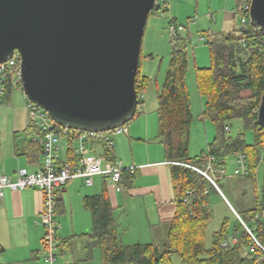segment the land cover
<instances>
[{
    "label": "trees",
    "instance_id": "trees-1",
    "mask_svg": "<svg viewBox=\"0 0 264 264\" xmlns=\"http://www.w3.org/2000/svg\"><path fill=\"white\" fill-rule=\"evenodd\" d=\"M237 1L239 6L241 0ZM164 11H168V8ZM240 29L210 38L207 44L211 66L196 68V84L203 103L202 117L215 124L217 134L209 144L208 151L195 157L189 154L193 122L186 82L190 38L181 37L172 45L165 83L157 96L159 139L164 145L166 159L171 163L172 181L177 191L176 213L168 224L166 242L160 245L124 244L117 231V221L107 190L104 189L102 193L84 199V207L92 215V230L81 236L87 261H92L94 251L100 250L101 264H174L175 255L180 258L181 264H264L259 262L257 254L248 252L253 240L227 204L237 223L231 230L230 220L225 218L220 228L213 233L211 246H206V230L212 219L209 197L212 192L220 194L208 179L186 166L202 167L205 155L209 154L217 159V167H226L230 156L244 154L249 174L240 178L252 179L254 193L257 194L255 173L260 164L264 165V130L258 124V109L264 94V37L257 28L251 26L250 21L246 22L243 32ZM139 79L140 72L137 91L142 94L149 79ZM12 88L13 83L9 81L4 95L6 100L11 97ZM244 92L249 95L245 97ZM234 119L240 120L246 130L254 133L253 144H249L243 134L231 138L226 128L231 127L229 122ZM27 144L31 157L35 149L37 156L42 154L39 143L27 141ZM75 147V142L71 141L66 154L72 164L77 161ZM104 148L106 158L116 160L115 149L105 145ZM126 176H130L129 171L123 173V179ZM216 176V183L223 192L219 183L222 177L218 172ZM63 202L58 197L57 215L61 213ZM231 204L264 245V180L261 196L256 195L251 206L241 207L238 202L236 206ZM233 236L237 238L236 243L232 242ZM67 246L66 241L61 239V250ZM0 251H3L1 247Z\"/></svg>",
    "mask_w": 264,
    "mask_h": 264
},
{
    "label": "water",
    "instance_id": "water-1",
    "mask_svg": "<svg viewBox=\"0 0 264 264\" xmlns=\"http://www.w3.org/2000/svg\"><path fill=\"white\" fill-rule=\"evenodd\" d=\"M157 0H0V65L20 56L21 88L56 125L108 132L138 112L142 42ZM250 24L264 35V0ZM264 130V94L258 109Z\"/></svg>",
    "mask_w": 264,
    "mask_h": 264
},
{
    "label": "crops",
    "instance_id": "crops-1",
    "mask_svg": "<svg viewBox=\"0 0 264 264\" xmlns=\"http://www.w3.org/2000/svg\"><path fill=\"white\" fill-rule=\"evenodd\" d=\"M150 113H158V107L156 110L152 108L146 110L145 107L143 113H140L145 117L135 121L128 128L127 134L117 136L114 158L121 160L126 167L136 168L134 173L130 172V176L124 179L122 177L121 185L114 186L102 177H95L92 186H87L84 179H76L60 190L59 197L64 202L59 215L64 229L59 239L68 244L62 252L69 253L65 254L61 264H91V261L86 259L85 245L81 237L92 230V215L84 207V199L100 194L104 189L107 190L117 221V231L124 244L155 245V242H158L157 232L160 228L167 237L168 224L176 213L177 191L173 185L171 163L166 159L164 145L159 139V134L151 132L152 116L150 118L148 115ZM25 120L20 124L15 123L12 137L0 140V174L12 179L16 178V170L19 167L36 171L41 168L44 159L43 153L37 156L36 149L32 157L28 154L27 141H32V132L28 130ZM142 137L144 139H141ZM136 141L144 142L142 145L139 144L140 148L130 156L128 148L130 147L133 152ZM68 146H63L61 153L63 161H68L66 158ZM86 146V157L89 161L95 157L109 161L105 156L103 144L89 142ZM220 192L218 193L229 208L233 212L236 211L221 189ZM75 194L79 206L73 203L72 198ZM42 209L43 194L39 190L33 188L17 192L5 190L4 199L0 200V247L3 249L0 251V264H44V229L40 224H36ZM123 217H130L126 226L121 223ZM75 243L79 244V248L74 247Z\"/></svg>",
    "mask_w": 264,
    "mask_h": 264
},
{
    "label": "rangeland",
    "instance_id": "rangeland-1",
    "mask_svg": "<svg viewBox=\"0 0 264 264\" xmlns=\"http://www.w3.org/2000/svg\"><path fill=\"white\" fill-rule=\"evenodd\" d=\"M158 3L160 4V10H154L149 16L140 56V79L143 77L149 79L145 92L140 94L143 96L142 100L144 104L139 105V114L127 124L126 127H131L135 121L145 117L144 114H140L143 113L145 107L146 110H151V108L156 110L158 107L157 93L164 83L172 51L168 26L171 22L182 25L185 27V32L182 36L185 38L188 36L190 38L188 43L189 66L186 82L191 98L193 122L191 125L189 154L191 157H195L202 154L203 151H208L209 144L214 141L217 134L215 124L211 120L203 119L202 117L203 103H201V98L197 89L196 68H207L211 66L209 46L207 44L210 38L216 34L227 33L240 27V15L236 16V20H234L238 1L159 0ZM166 6L168 7V11H164ZM243 95L246 97L249 93L244 92ZM10 96L9 100L3 98L0 104L1 141L6 137L13 136L16 122L20 124L25 118V122L27 121V97L22 88L14 84ZM148 115L150 118L152 116V121L150 122L151 132H155L156 135H158V113H150ZM229 124L231 125V138L234 139L243 134L245 135L246 141L249 144H253L254 133L251 130H246L240 120H231ZM141 139L144 138L142 137ZM143 142L144 141H136L133 152L129 147V155L131 156L134 152H137ZM76 145H78L77 142H75V146ZM236 167V155H232L227 161L226 168L228 174L226 177H222L219 182L220 186L234 206L237 205V202L241 207L251 206L256 195L261 196L262 193L264 165L260 164L255 173L257 194L254 193L255 184L252 179L231 177ZM72 199L74 205L79 206V200L76 194ZM209 206L212 211V219L207 226L205 235L207 247L211 246L213 233L220 228L225 218L230 220L231 230H233V227L237 223L220 195L212 192L209 197ZM129 218L130 217H123L121 220L122 225L126 226L129 222ZM57 219L60 223V228L58 230V235L60 237V234L63 233L64 226L60 215H57ZM163 235L166 237L165 232H161L160 228L157 232V236H159L157 238L158 242H155V245L166 242V238ZM123 241L126 242L125 239H123ZM74 247L76 249L79 248V244L75 243ZM61 252L62 250L60 248V253L57 257L58 262L56 264H61L63 262L65 254L69 255L67 251H63L62 254ZM101 256V251L95 250L93 259L90 263L101 264ZM173 261L174 264H181L180 258L176 255L173 256Z\"/></svg>",
    "mask_w": 264,
    "mask_h": 264
},
{
    "label": "built area",
    "instance_id": "built-area-1",
    "mask_svg": "<svg viewBox=\"0 0 264 264\" xmlns=\"http://www.w3.org/2000/svg\"><path fill=\"white\" fill-rule=\"evenodd\" d=\"M158 2L159 0L156 1L157 11L160 10ZM251 4L252 0H241L237 7L235 15H240L241 18L240 32L245 30L246 22L250 21ZM167 8L166 6L165 9ZM257 29L259 34L264 37L261 28L258 27ZM168 32L171 37V45H173L183 37L182 34L185 32V27L171 22L168 26ZM9 81L21 88V67L18 53H15L10 61L0 65V104L3 101L6 85ZM142 99L143 96L138 94V111L139 105L144 104ZM26 106L27 127L32 132V141L42 146L43 163L41 168L36 171H29L27 168L19 167L16 170L15 179L0 174V200L4 199L6 189L17 192L33 188L43 194V209L39 214V221L36 224H40L44 229V264H56L60 253V239L58 235L60 223L57 219V204L60 190L70 181L76 179H84L87 186H92L95 177H102L114 186L121 185L123 173L125 171L134 173L136 168L124 166L119 159L106 161L102 157H95L92 161H89L86 157V144L98 142L109 148H115L116 137L127 134L129 130L126 125L112 131L99 133L70 130L56 125L47 111L28 98ZM226 130L231 131V128L227 127ZM71 141L78 143L75 147L76 164L63 161L61 158L63 146L69 145ZM236 165L233 177L248 176V162L244 154L236 155ZM186 166L208 179L220 192L216 183L218 178L216 172H218L220 177H226L228 173L225 166L217 167V159L214 156L205 155L202 167ZM188 193L190 194L191 192L189 191ZM234 214L253 240L248 252L250 254H257L259 262L264 263V245L256 238L236 211H234ZM231 239L233 243L237 242L235 236Z\"/></svg>",
    "mask_w": 264,
    "mask_h": 264
}]
</instances>
